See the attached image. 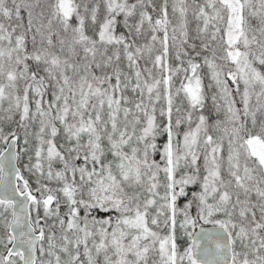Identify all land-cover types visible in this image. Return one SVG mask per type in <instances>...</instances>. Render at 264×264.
Segmentation results:
<instances>
[{
  "label": "snow or ice",
  "instance_id": "1",
  "mask_svg": "<svg viewBox=\"0 0 264 264\" xmlns=\"http://www.w3.org/2000/svg\"><path fill=\"white\" fill-rule=\"evenodd\" d=\"M0 249L264 264V0H0Z\"/></svg>",
  "mask_w": 264,
  "mask_h": 264
},
{
  "label": "trees",
  "instance_id": "2",
  "mask_svg": "<svg viewBox=\"0 0 264 264\" xmlns=\"http://www.w3.org/2000/svg\"><path fill=\"white\" fill-rule=\"evenodd\" d=\"M155 3H156V5H157V7H159V5H160V3H161V0H155ZM169 11H171V9H169ZM103 13V12H102ZM191 27H195V22H193L192 23V25H191ZM89 29H91V28H89ZM122 30V29H121ZM93 34V31H92V29L90 30V33H89V35H92ZM173 63H175V61H173ZM207 82V81H206ZM176 86H179V81L177 80V82H176ZM18 118V117H17ZM15 125H14V123L13 124H10V125H5L4 127H5V129L6 128H12V127H14ZM36 131V129L35 128H33L32 129V132H35ZM29 140H30V145H29V152L28 153H25L24 154V158H23V160H22V164L23 163H27V157L29 156V155H32V148L34 147V145H35V139H34V136H29ZM21 147H24V145H22L21 144ZM56 167L57 168H59L60 166L59 165H56ZM26 172V171H25ZM26 176L27 177H29V174L26 172ZM29 179H30V181H31V179H33L32 177H29ZM33 188H35V184H33ZM65 209L62 207V209H61V211L63 212ZM40 214L41 215H43V208L42 209H40Z\"/></svg>",
  "mask_w": 264,
  "mask_h": 264
},
{
  "label": "rangeland",
  "instance_id": "3",
  "mask_svg": "<svg viewBox=\"0 0 264 264\" xmlns=\"http://www.w3.org/2000/svg\"><path fill=\"white\" fill-rule=\"evenodd\" d=\"M102 12H103V8L101 9V15L103 14ZM90 30H91V29H88V34L90 33ZM10 129H11V128H6L5 131L7 132V131H9ZM24 174H25V176H26V172H25ZM26 177H27V176H26ZM27 178H29V177H27ZM50 186L55 187V184H52V185H50ZM41 209H42V207H41ZM32 219H35V212H33V214H32ZM0 251H2V249H0Z\"/></svg>",
  "mask_w": 264,
  "mask_h": 264
},
{
  "label": "water",
  "instance_id": "4",
  "mask_svg": "<svg viewBox=\"0 0 264 264\" xmlns=\"http://www.w3.org/2000/svg\"><path fill=\"white\" fill-rule=\"evenodd\" d=\"M31 219H32V217H31ZM22 227H23V224H22ZM206 227H211L210 225H208V226H206ZM26 230V229H25ZM197 231H199V228H197Z\"/></svg>",
  "mask_w": 264,
  "mask_h": 264
}]
</instances>
